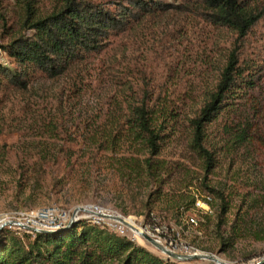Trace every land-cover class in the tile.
Wrapping results in <instances>:
<instances>
[{
    "label": "rangeland",
    "instance_id": "obj_1",
    "mask_svg": "<svg viewBox=\"0 0 264 264\" xmlns=\"http://www.w3.org/2000/svg\"><path fill=\"white\" fill-rule=\"evenodd\" d=\"M21 15L16 0H0V46L21 32ZM246 38L242 47L245 57L264 65V17ZM233 39L232 32L206 28L187 13L168 11L152 14L137 21L118 37L111 38L106 50L92 59L89 65L71 69L59 78H39L30 84L27 91L9 87L8 83L0 84V123L4 127L0 145L5 144L10 151L9 161L0 165V226L4 225L0 230L20 231L16 222H27L32 213L46 208H54L60 215L55 224L65 226L72 218L86 220L85 214L78 210L94 205L116 216L129 218L126 221L134 223L139 230L160 227L167 231L168 238L176 232L175 239L195 248L200 254L215 255L230 264H257L264 260V238L257 241L251 234L264 228L263 203L250 202L254 197L264 196V146L260 142L246 145L233 155H225L223 151L218 153L217 167L206 174L201 161L188 147L189 127L183 121L176 137L158 157L173 169V175L162 191L155 194L156 187L145 173L132 172L126 165L130 156H134L136 162L142 158L137 148L125 146L116 154L107 151L93 157L89 151L74 147L73 167L68 171L64 162L59 161L61 155L53 154L61 142L48 139L46 131L40 130L33 122L50 109V106L39 104V98H61L63 111L72 117L89 115L101 106L110 115H118L127 107L125 103L117 104L125 98V90H132L136 97L141 91L156 93L167 89L171 92L177 87L186 90L190 84L199 87L203 83H211ZM0 62H8L3 51H0ZM80 69H86V72L76 77L78 86L73 83L65 86ZM260 80L254 105L260 117L256 124L262 129L264 71ZM200 103L198 100L188 104L184 115L190 118ZM219 126L217 123L209 128L215 143L219 142ZM46 148H51L49 154ZM49 155L53 156L49 158L50 166L44 163V156L48 158ZM18 157L22 158V164L15 161ZM56 158L57 164H53ZM21 168L25 171L22 172ZM205 176L207 185L231 195V208L225 220L230 223L238 216L244 228L233 247L225 253L220 250L216 234L219 201L201 187L200 182ZM245 192L250 196L240 210ZM192 196L195 200L207 196L210 199V212L207 214L193 206L182 212L195 217L197 229L182 224V214H178L176 208L179 201L180 207H185ZM146 204L151 210L150 216L146 215ZM160 238L161 245L166 246L168 239L165 242L163 236ZM133 241L166 258L141 236L135 235ZM173 262L215 264L207 260Z\"/></svg>",
    "mask_w": 264,
    "mask_h": 264
},
{
    "label": "trees",
    "instance_id": "obj_2",
    "mask_svg": "<svg viewBox=\"0 0 264 264\" xmlns=\"http://www.w3.org/2000/svg\"><path fill=\"white\" fill-rule=\"evenodd\" d=\"M22 15L21 32L12 36L9 43L1 45L8 62H0V84L27 91L39 78L54 79L67 74L78 66L89 65L101 55L111 38L118 37L137 21L152 14L168 11L187 13L204 27L224 29L234 34V39L223 56L211 83L202 86L190 84L188 89L169 92L141 91L133 96L125 90V98L118 105L127 107L109 114L104 106L91 114L72 117L63 111L61 98H39V104L49 107V112L33 120L48 139L61 142L53 154L61 155L69 171L73 167L72 149H84L90 155L110 151L117 153L125 146L137 148L142 156L136 162L130 156L126 164L132 172L145 173L158 194L170 182L173 175L166 162L159 159L163 148L176 137L179 126L186 121L190 139L188 147L201 161L204 173H211L218 164V153L233 155L246 145L256 141L264 146V126L254 105L260 89L263 63L247 59L243 45L252 29L264 17V0H16ZM86 72H75L69 84L78 86L76 77ZM176 91V92H175ZM121 99V98H120ZM200 100L199 107L189 118L184 115L188 104ZM27 101V100H26ZM25 101V102H26ZM258 101V100H257ZM259 102V101H258ZM20 103H22L20 101ZM19 103V105H20ZM24 103V102H23ZM30 106V105H29ZM184 115V116H183ZM82 118V119H80ZM218 128L219 142L215 143L209 128ZM0 123V134L4 129ZM217 131V130H216ZM74 144V145H73ZM57 146V145H56ZM67 146V147H66ZM50 153L51 148H46ZM9 150L0 145V165L9 161ZM18 156V153L15 152ZM55 155V156H56ZM44 163L50 166L49 155ZM51 157V158H50ZM57 157V158H58ZM50 158V159H49ZM57 158L53 164H57ZM15 161L23 163L22 158ZM18 163V164H20ZM25 171V168L22 169ZM200 185L219 201L216 232L221 252L232 248L239 236L241 219L228 223L226 214L231 208V195L225 190ZM197 191L199 189H196ZM244 193L242 205L250 195ZM182 200V199H180ZM195 202L192 196L185 207L176 208L178 214L190 209ZM263 203L264 196L250 201ZM146 215L150 209L146 204ZM260 228V227H259ZM260 241L264 228L251 233ZM262 237V238H261ZM0 264H175L161 258L145 247L126 237L110 233L80 220L51 233H18L0 230Z\"/></svg>",
    "mask_w": 264,
    "mask_h": 264
},
{
    "label": "built area",
    "instance_id": "obj_3",
    "mask_svg": "<svg viewBox=\"0 0 264 264\" xmlns=\"http://www.w3.org/2000/svg\"><path fill=\"white\" fill-rule=\"evenodd\" d=\"M210 199L207 197H204L202 199L198 198L195 200L193 207H197L201 211H203L205 214L210 212ZM78 211H81L85 214V219L87 222L90 224L97 226L101 229H105L109 231L110 233H114L116 235H119L121 237H126L129 240L133 241V238L135 235L140 236L141 233H145L154 240H156L159 244H161V238L160 236H163V240L167 242L166 238L168 239V243L163 246H165L167 249L171 250L172 252H179L178 254H186V255H195V254H200L195 248L191 246H187L184 244V242L180 241L178 238H174L176 232L174 233V236L172 238H168L166 233L167 231L164 230L163 228L152 226L149 227L146 231L140 229L141 232H137L133 225L136 226L133 222V224H129L126 220L129 218H124L123 216L120 215H114V213H109L103 210L102 208L98 206H87L85 208L79 209ZM182 214V213H181ZM59 213L56 212L54 208H46L43 210H37L36 212L32 213L29 216V220L27 222H16V226L18 228L17 231L19 234L20 233H30L33 234L35 232H43V231H52L54 229H59L64 226L62 223H57L55 222L59 218ZM79 218H72L70 221H72V224L74 222L80 221L77 220ZM153 221V218H151ZM76 220V221H75ZM69 221V222H70ZM180 221L182 224H186L190 228H195L197 229V220L195 217L182 214L180 216ZM68 222V223H69ZM47 226H50L51 228L48 229ZM133 228V229H131ZM43 229H48V230H43ZM138 229V228H137ZM167 229V228H165ZM168 230V229H167ZM128 232H130L128 234ZM154 232V233H151ZM173 235V234H172ZM174 238V239H173ZM174 250V251H173Z\"/></svg>",
    "mask_w": 264,
    "mask_h": 264
},
{
    "label": "water",
    "instance_id": "obj_4",
    "mask_svg": "<svg viewBox=\"0 0 264 264\" xmlns=\"http://www.w3.org/2000/svg\"><path fill=\"white\" fill-rule=\"evenodd\" d=\"M71 224H72V221H70L65 226L67 227V226H70ZM3 226L4 225H1L0 229ZM131 229H133V228H131ZM43 232L51 233L53 231H43ZM140 236L143 238V240L145 242L150 244L153 248H155L157 251H159L162 254H164L168 259H170L172 261L189 262V261H196V260H207V261L213 262L215 264H230V263L221 261L215 255H209V254H195V255L178 254V253L172 252L171 250L167 249L165 246L159 244L156 240H154L153 238H151L150 236H148L145 233H141ZM257 264H264V260L260 261Z\"/></svg>",
    "mask_w": 264,
    "mask_h": 264
},
{
    "label": "bare ground",
    "instance_id": "obj_5",
    "mask_svg": "<svg viewBox=\"0 0 264 264\" xmlns=\"http://www.w3.org/2000/svg\"><path fill=\"white\" fill-rule=\"evenodd\" d=\"M131 224V223H129ZM132 225V224H131ZM134 229L137 231V232H141L139 229H137L134 225H133Z\"/></svg>",
    "mask_w": 264,
    "mask_h": 264
}]
</instances>
